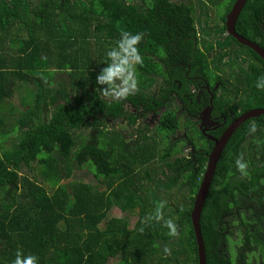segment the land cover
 Here are the masks:
<instances>
[{
	"label": "trees",
	"instance_id": "trees-1",
	"mask_svg": "<svg viewBox=\"0 0 264 264\" xmlns=\"http://www.w3.org/2000/svg\"><path fill=\"white\" fill-rule=\"evenodd\" d=\"M235 2L0 0V264H11L17 249L37 255L39 264H199L191 214L211 145L207 139L197 146L196 137L204 135L194 129L197 154L184 156L171 141L183 118L167 98L171 92L181 100L188 92L211 95L209 88L222 82L213 108L228 123L264 108V90L255 87L264 60L226 32ZM210 14L213 25L203 21ZM236 28L264 48V0H248ZM122 31L145 36L138 88L117 101L100 92L96 76ZM232 90L240 100L227 98ZM16 94L20 112L8 106ZM128 101L143 112L130 115ZM200 110L194 104L191 112ZM152 111L161 118L151 128L144 118ZM106 118L130 124L108 129ZM253 124L257 131L250 133ZM129 125L138 126L129 132ZM130 133L137 137L128 139ZM240 157L246 174L236 167ZM82 169L87 179L75 177ZM161 201L176 237L163 221L145 223ZM247 204L253 209L232 220L237 232L228 228V211ZM116 208L122 217L109 216ZM201 229L207 264H264V115L246 121L227 143Z\"/></svg>",
	"mask_w": 264,
	"mask_h": 264
},
{
	"label": "clouds",
	"instance_id": "clouds-1",
	"mask_svg": "<svg viewBox=\"0 0 264 264\" xmlns=\"http://www.w3.org/2000/svg\"><path fill=\"white\" fill-rule=\"evenodd\" d=\"M144 36L145 34L142 32L132 33L129 31H122L119 40L116 41L113 47L107 50V59L104 62L107 66L103 67L96 76V84L104 96L119 101L126 99L136 91L139 85L136 68L138 65L143 64V57L140 53L139 45L143 41ZM255 87L259 90H264V76L257 78ZM194 126L195 124H193L192 129L187 132V135L189 134L187 136V143L197 148L190 142V137L193 135L190 134V131L194 130ZM198 131L204 135L203 139H198L196 137V144L200 147L199 143L203 140H207L210 134L202 128L195 129L194 134ZM256 131L257 127L253 124L249 132L255 133ZM236 167L242 174H246L248 165L243 160V157L236 160ZM165 207L166 201L158 202L154 212L145 218V223H159L163 221L164 226L169 230L168 235L170 237H176L178 235L177 225L173 219H165L163 211ZM141 231H143V229H141ZM163 251L165 254H171V249L168 247H164ZM39 261L40 258L37 255L30 253L25 254L22 249H17L11 264H39Z\"/></svg>",
	"mask_w": 264,
	"mask_h": 264
},
{
	"label": "flooded vegetation",
	"instance_id": "flooded-vegetation-1",
	"mask_svg": "<svg viewBox=\"0 0 264 264\" xmlns=\"http://www.w3.org/2000/svg\"><path fill=\"white\" fill-rule=\"evenodd\" d=\"M226 32H227V29H226ZM159 80L162 82L161 78H159ZM53 84L54 85H60V81L55 80ZM223 90H224L223 83L218 82V83H216L213 90H211V88H209V92L211 93V95H209V94L205 95L203 93L194 95V93L196 92V91H194L192 93H190V92L184 93V100H181L177 93L171 92L169 94V96L167 98V102H169V106L176 108L178 116L180 118L184 119V123H183V120L181 122V127L184 126V130H181L180 129L181 127H180L176 130L175 134L171 136V141L175 142L178 145L181 152H182V149L185 147V145L189 144V143H187V136H188L187 132H188L189 127L185 126L189 120H191L192 122H195L194 129L202 128V129H204V131H206V132H208V134H210L208 140H209V144L211 145V151H213L214 147H216V143L218 142V140L221 139L222 135L229 128V126L234 121H236L239 117H241L244 113L250 111V110H248L246 112H242L241 114H239L238 116L233 118L232 122L228 123L227 118L224 115H221V113L214 112V108H213L214 96H216V95H213L214 92L219 91V96H221V94L223 93ZM227 93L228 94H225V95L227 96V98H229L231 100H234V99L240 100V98H241V96L237 95L234 90H232L231 92L227 91ZM112 100H114V99H112ZM206 101H208V104L205 103ZM194 104L201 106V110L199 113H196L195 111H194V113L191 112V109L194 106ZM124 106H125L126 111L129 112L130 115L136 114L137 112H139V113L143 112V108H140V110H139L136 108L135 105L129 103V101L127 103H125ZM164 108H166V107L164 106V107L158 109V111H160V110L163 111ZM253 109H257V108H253ZM151 114H152V116H151ZM99 117H100V115H99ZM231 117H233V114L231 115ZM160 118H161L160 113H155L154 111H152L150 113H147L146 117L144 118V122L149 123L150 127L152 128L156 124H159ZM255 118H257V117H255ZM108 121H110V120L108 118H106L105 123H106V126L108 129H111L112 126L117 125L118 121H121V123H123V124L129 123L128 119H120V118L113 120L111 123ZM243 124H241V125H243ZM192 125L193 124H191V126ZM137 126L138 125H134V126L129 125L128 127L135 128ZM93 132H94V130H93ZM212 133H216L219 136L213 135ZM136 137H137V135H135V138ZM213 138H218V139L214 140ZM177 139H180V141L177 142L176 141ZM141 144H143V142ZM190 147H191V149L188 151V153H183V154L186 157H190V158L192 157L191 159H195L193 157L195 156V154H197V148L192 147L191 145H190ZM200 147H202V146H200ZM211 151L208 153L207 165L205 167V171L202 174V178L204 177V174L206 173V170H207V167L209 164V156L211 154ZM191 152H192V155L190 156ZM202 181H203V179H202ZM202 181H201V183H202ZM249 209H253V208L248 204L246 206L231 208L228 211V214L226 216L228 218V220L226 222L227 227L230 228L231 230L237 232L236 231V225H234V221H232L234 216L237 215L239 217L241 212H245ZM246 216L247 215L245 214L244 217H246Z\"/></svg>",
	"mask_w": 264,
	"mask_h": 264
},
{
	"label": "water",
	"instance_id": "water-1",
	"mask_svg": "<svg viewBox=\"0 0 264 264\" xmlns=\"http://www.w3.org/2000/svg\"><path fill=\"white\" fill-rule=\"evenodd\" d=\"M247 1L248 0H236L231 12L227 16V22H226L227 33L233 36L234 38H236L241 44L246 45L251 49H253L264 60V48L261 47L256 42L239 34L236 29L237 20L242 10L244 9ZM261 115H264V108L252 109L244 113L241 117H239L229 126V128L222 135L221 139L218 140V142L216 143V147H214L213 151H211V154L209 156V164L206 173L204 174L203 181L200 185L198 193L196 195L195 204L191 214L192 224L198 243L199 264H207L205 243L201 229V216L210 188L212 186L217 164L221 158L225 146L227 145V143L229 142L230 138L235 133L237 128L245 121L251 118L260 117ZM213 139L215 140L218 138H213Z\"/></svg>",
	"mask_w": 264,
	"mask_h": 264
},
{
	"label": "rangeland",
	"instance_id": "rangeland-1",
	"mask_svg": "<svg viewBox=\"0 0 264 264\" xmlns=\"http://www.w3.org/2000/svg\"><path fill=\"white\" fill-rule=\"evenodd\" d=\"M136 2H139V3H141V0H135ZM148 2L149 3H151V0H148ZM211 9L213 10V11H216V9L214 8V7H211ZM205 20H208V23L210 24V25H213V24H215L217 21H215V20H213V16L210 14V17H206V16H204L203 17V21H205ZM57 73V72H56ZM27 86H28V90H27V92H32V90L34 89V84H33V82H30L29 84H27ZM21 93V92H20ZM9 103L10 104H8V106H10V107H13V108H17V110L20 112L21 110H23L24 109V107L22 106V104H21V96H20V94H16V98H12L10 101H9ZM15 111V110H14ZM19 116H20V113H17V112H15L11 117L14 119V120H16V119H18L19 118ZM11 118V119H12ZM12 119V120H13ZM108 122H112V121H108ZM183 123H184V119H183ZM117 125H120V126H124L125 124H123V123H121V121H118V123H117ZM120 126H119V128H120ZM186 126V125H185ZM181 130H184V126H182L181 128H180ZM120 130H122V129H120ZM124 131V130H123ZM127 131H129V132H131L132 131V129L131 128H128V130ZM19 133L17 132L16 133V135L13 137V138H10L9 140H7L5 143H6V146L7 147H10L11 145H12V139L13 140H15L16 139V137H17V135H18ZM127 136V135H126ZM127 138L128 139H135V136H134V134L133 133H130V134H128V136H127ZM17 141V140H16ZM177 142H179L180 141V139H177L176 140ZM205 143H206V141H201L199 144H200V146H204L205 145ZM191 149V147H190V144H186L185 145V147L182 149V152L183 153H188V151ZM75 177L76 178H80V179H87L88 178V176L90 175L89 174V172H87L86 171V169H82V171H76L75 172ZM179 201H181V200H179ZM178 200H175L174 201V203L175 204H177L178 202H179ZM110 217H122L123 216V213L119 210V209H115V210H113L112 212H110V215H109ZM238 233H236V235H235V237L234 238H231V240H230V246H229V249H230V252L232 253L231 255L233 256V257H235L234 255L236 254V250H237V248H238V246L240 245V236L238 237ZM234 253V254H233ZM112 263H114V262H112Z\"/></svg>",
	"mask_w": 264,
	"mask_h": 264
}]
</instances>
